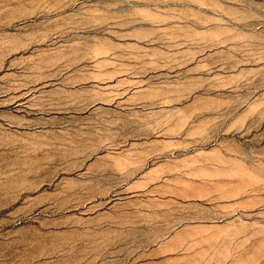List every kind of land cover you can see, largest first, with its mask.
Segmentation results:
<instances>
[{"label":"rangeland","instance_id":"rangeland-1","mask_svg":"<svg viewBox=\"0 0 264 264\" xmlns=\"http://www.w3.org/2000/svg\"><path fill=\"white\" fill-rule=\"evenodd\" d=\"M0 264H264V0H0Z\"/></svg>","mask_w":264,"mask_h":264},{"label":"bare ground","instance_id":"bare-ground-1","mask_svg":"<svg viewBox=\"0 0 264 264\" xmlns=\"http://www.w3.org/2000/svg\"><path fill=\"white\" fill-rule=\"evenodd\" d=\"M42 2H43V1H42ZM44 3H45V2H44ZM6 4H7V3H6ZM49 4H50V3H49ZM45 9H46V8H45ZM60 9H62V8H60ZM49 10H50V9H49ZM47 12H48V11H47ZM32 14H33V13H32ZM32 14H31V15H32ZM36 14H37V13H36ZM29 15H30V14H29ZM42 15H45V13H43ZM47 15H48V14H47ZM32 16H34V15H32ZM32 16H31V17H32ZM37 16H38V14H37ZM37 16H36V18H37ZM28 17H29V16H28ZM45 17H46V16H45ZM19 20H20V19H19ZM5 24H6V23H5ZM13 24H14V23H13ZM8 27H9V26H8Z\"/></svg>","mask_w":264,"mask_h":264}]
</instances>
